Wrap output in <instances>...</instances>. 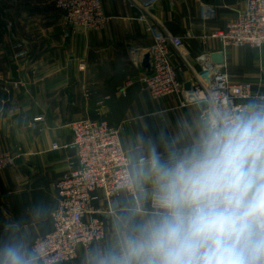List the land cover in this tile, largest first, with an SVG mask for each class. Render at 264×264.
I'll return each mask as SVG.
<instances>
[{
  "label": "crops",
  "instance_id": "1",
  "mask_svg": "<svg viewBox=\"0 0 264 264\" xmlns=\"http://www.w3.org/2000/svg\"><path fill=\"white\" fill-rule=\"evenodd\" d=\"M21 1L11 25H0V72L6 78L0 83V155L11 152L16 157L14 166L0 172V235L18 228L32 246L53 230L57 184L76 155L70 129L74 121H107L120 131L131 160L149 140L161 151L166 144L186 146L205 121L204 103L184 107L183 95L157 101L142 89L139 80L147 70L140 62L153 43L148 24L185 38L172 60L180 67L187 94L185 85L192 87L195 72L201 70L196 58L223 50L218 39L203 38L226 29L233 9L242 8L245 0H159L150 13L135 0H102L110 18L102 31L69 27L51 0ZM200 2L216 8L215 18H202ZM225 71L234 83L253 86V98L240 103L264 104V47L228 49ZM39 117L43 121L37 122ZM55 143L59 150L53 149ZM93 205L104 213L106 238L79 248L76 260L62 264H89L93 250L115 243L121 217L151 212L147 192H138L135 202L127 192L108 200L97 190Z\"/></svg>",
  "mask_w": 264,
  "mask_h": 264
},
{
  "label": "clouds",
  "instance_id": "2",
  "mask_svg": "<svg viewBox=\"0 0 264 264\" xmlns=\"http://www.w3.org/2000/svg\"><path fill=\"white\" fill-rule=\"evenodd\" d=\"M129 182L152 211L116 224L89 264H264V104L205 120L182 148L149 140ZM18 228L0 235V264H41Z\"/></svg>",
  "mask_w": 264,
  "mask_h": 264
},
{
  "label": "built area",
  "instance_id": "3",
  "mask_svg": "<svg viewBox=\"0 0 264 264\" xmlns=\"http://www.w3.org/2000/svg\"><path fill=\"white\" fill-rule=\"evenodd\" d=\"M157 2L159 0H135V4L147 12L153 10ZM53 3L64 13L69 27L102 31L110 20L102 0H53ZM200 3L202 18L206 21L215 18L216 8ZM233 13L234 18L226 29L203 39H218L223 47L220 52L224 55L230 48L250 46L261 50L264 47V0H245L244 6L233 9ZM144 19L148 21V17ZM148 26L153 43L146 55L150 56L152 73L146 71L139 81L152 99L183 95L184 107L205 103L209 108L204 110L203 120L211 121L241 111L247 105L239 101L253 98L252 84L234 83L225 71V64L215 65L210 59L211 54L196 58L201 70L195 72L192 88L185 94L184 83L179 79L180 67L172 60L173 50H182L185 38L151 23ZM80 70H85L84 62ZM4 82L6 78L0 72V83ZM18 85L15 83L16 87ZM99 104L103 106L104 101ZM36 121H43V117ZM70 129L76 155L68 163V175L57 184L59 203L51 216L53 230L32 244L41 250V264L71 263L76 260L79 248H89L106 238L104 213L93 205L97 190H101L108 200L127 192L135 202L138 201V191L128 180L131 159L123 149L120 131L101 119L77 120ZM60 148L56 143L53 145L54 150ZM15 159L11 152L0 155V172L14 166ZM150 208L152 211L151 202Z\"/></svg>",
  "mask_w": 264,
  "mask_h": 264
},
{
  "label": "rangeland",
  "instance_id": "4",
  "mask_svg": "<svg viewBox=\"0 0 264 264\" xmlns=\"http://www.w3.org/2000/svg\"><path fill=\"white\" fill-rule=\"evenodd\" d=\"M51 1H52V4L54 5L53 0H51ZM8 8L10 10L7 11ZM21 8H22V1L21 0H0V25H3V26L9 25L10 26L11 23L10 24H8V23H9V21L11 22V20H10L11 16H12V18H13V14H14V16H17L16 12L19 11ZM7 12H9L10 14ZM212 34H209L206 37H209ZM233 49H236V48H233ZM17 84H19V83H17ZM165 98H167V97H165ZM165 98H163V99H165ZM163 99H160L157 101H161ZM241 104H244V103H241Z\"/></svg>",
  "mask_w": 264,
  "mask_h": 264
},
{
  "label": "water",
  "instance_id": "5",
  "mask_svg": "<svg viewBox=\"0 0 264 264\" xmlns=\"http://www.w3.org/2000/svg\"><path fill=\"white\" fill-rule=\"evenodd\" d=\"M210 59H211V61L215 64V65H224L225 64V55H224V53L223 52H217V53H213V54H211L210 55ZM149 61H150V56L149 55H146L145 56V58H144V60H143V62H142V64H141V66L145 69V70H147V72L149 73V74H151L152 72H151V66H150V63H149ZM191 84H186L185 85V89L186 90H191ZM202 108L204 109V110H207L209 107H208V105L207 104H202Z\"/></svg>",
  "mask_w": 264,
  "mask_h": 264
}]
</instances>
